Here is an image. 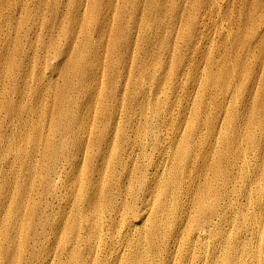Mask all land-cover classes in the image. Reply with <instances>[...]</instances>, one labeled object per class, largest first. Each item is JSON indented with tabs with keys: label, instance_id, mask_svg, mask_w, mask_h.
Returning a JSON list of instances; mask_svg holds the SVG:
<instances>
[{
	"label": "bare ground",
	"instance_id": "obj_1",
	"mask_svg": "<svg viewBox=\"0 0 264 264\" xmlns=\"http://www.w3.org/2000/svg\"><path fill=\"white\" fill-rule=\"evenodd\" d=\"M57 1L46 20L44 0H0V264H264V0H245L243 52L217 62L196 29L174 32L215 0L155 4V93L127 27L108 28L114 0H75L60 21ZM96 11L110 46L81 31ZM178 39L187 69L168 62ZM202 65L192 103L177 77L196 86Z\"/></svg>",
	"mask_w": 264,
	"mask_h": 264
},
{
	"label": "rangeland",
	"instance_id": "obj_2",
	"mask_svg": "<svg viewBox=\"0 0 264 264\" xmlns=\"http://www.w3.org/2000/svg\"><path fill=\"white\" fill-rule=\"evenodd\" d=\"M49 1L50 0H44L43 6H42L43 14L46 13L45 14L46 20L50 17V12H49L50 7L48 5ZM101 1L102 0H96L97 6H98L97 11L99 9V3H101ZM202 1H204V0H202ZM202 1L201 0H174V1H170V0H114V3L116 4V8H115V11L113 13L114 15L111 16L110 26L108 28L113 29V27H114L116 29V26L127 27L128 32L125 34L127 36H129V38H131L134 42H136L137 47H139L138 50H139L140 58H137V61L135 64L136 69L134 70L135 79L137 80L136 84L138 85V87L143 85L144 87H149V89L151 90L152 93H155V91H157L156 83H151V81H149V78H148L149 74L148 73L152 70H158L159 65L151 63L152 64L151 67L148 66V64H147L148 57H146V53L143 50H148L151 47L152 42H154V44H153L154 46L159 47V38H158V36L156 38L153 37L152 28L149 30H147V29L144 30L142 27V22L144 23L145 21L149 20L150 24L152 23V15L155 12V10L157 9V8H154L155 4H159V7L162 5L168 6L171 10L174 7L175 8L178 7V9L182 10L184 15L186 14V16H187V13L189 11H190L191 15L195 11L198 13V11L201 9ZM211 1H213V0H209L208 2H211ZM215 1H216V6H215V10L213 11V13L211 12V14L209 15L208 11H206V13L203 12L204 14L202 13L203 15H201L200 18H198L197 20H194V21H191V19H189L190 18V16H189L188 17L189 20L183 22L179 27H177L176 31H174V32L178 37H180L182 35H184V36L186 34L188 35L190 30L193 31L196 29V34L193 37L196 38L197 44L200 46V48H203L207 54L211 55L210 56L211 58H215V61L216 60L219 61L222 59V52L220 51V49L224 46L229 48V49L231 47V49L233 51H236L239 54H242V52H243L242 38H238L237 34L238 33L241 34L243 32V28H244L243 22H244V12H245V7H244L245 6V0H215ZM74 2H75V0H58L57 1L58 9H57V4H56V6L54 7V10H55L54 13L55 14L53 15V18H58L57 21H60L62 19V17L67 12L70 13L72 11ZM83 2L85 4L87 2V0H83ZM89 6H90V3H89ZM18 9H19V11L21 10L20 7H18ZM83 9H85L84 6H83ZM83 9H82V12H83ZM97 11L90 17V21L88 22V26L86 28H84V30L82 29L81 31H82V33L85 31L88 32V39H89L90 44L101 45V44L107 43L108 46H110V43H108L109 40H108V42L106 40L108 38V33L110 31L109 32L108 31H100L99 23L97 20ZM60 15H63V16H60ZM230 20H232L233 22H231ZM57 21H56L55 27H53V29H52V33L54 35H56L57 37H59V42L63 44L64 43L63 41L65 39L61 35V32H60L59 28L57 27ZM212 21H214L215 23ZM229 27H230V29H229ZM237 27H238V29H236ZM130 28H131L132 32L130 31ZM115 29H113V30H115ZM222 30H223V32H222ZM150 32H151V37L148 40L147 34ZM144 34H145V38L143 37ZM164 37L165 38L167 37L169 39V33L166 32L164 34ZM117 38L119 39L120 36H117ZM175 38L176 37H174V39ZM94 42H96V43H94ZM199 42H201V43H199ZM210 42H212V44ZM218 43H220V44H218ZM236 46H237V48H236ZM170 47H171L172 55H171V53H170V55H168V62H172L173 66H177V65L179 67L184 66V68L187 69L186 64L183 61H181L182 57L179 56L181 53H183V45L180 42V40L178 39L176 42H173L170 45ZM236 49H238V51ZM211 52H212V54H211ZM228 54H229V52H226L224 55L226 57H228ZM108 61L109 60H107L106 58H102L101 63L102 64L106 63V62L108 63ZM201 68L202 69L205 68V69L200 70V72L198 74L199 75L198 80H197L198 85L196 84V86L194 83H192V81H189L188 83L185 84V82L187 81V79H186L187 75H189V74H187V72H185V74H181L180 76L177 77V80L181 79V81H180V86L178 87V89H176V93H180V89H182V90L185 89V91L189 92L190 99H191L192 103L196 102L197 99H199V95H198L199 87H200L201 83L204 82V78H206L207 73L209 72L207 69V66L205 67V65H202ZM108 72L109 71H107V73ZM128 75H129V69L126 68L124 76L127 77ZM122 85L119 83V81H117L114 84V90H119V89L121 90V88L123 87ZM196 87H198V88H196ZM132 88H133L132 83L130 84V86H129V83H127V88H126L127 91H130ZM157 96L161 100L165 98L164 95H162V94H159V95L154 94L153 98H155ZM92 159L94 161V162L92 161V165H94L96 163L95 162L96 158L94 157ZM35 248H37V247H35Z\"/></svg>",
	"mask_w": 264,
	"mask_h": 264
}]
</instances>
